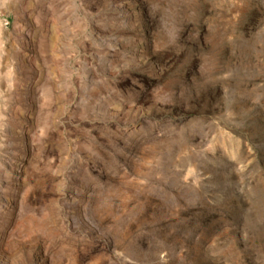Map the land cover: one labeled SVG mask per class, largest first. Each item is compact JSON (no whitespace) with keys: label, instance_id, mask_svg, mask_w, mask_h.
<instances>
[{"label":"rangeland","instance_id":"rangeland-1","mask_svg":"<svg viewBox=\"0 0 264 264\" xmlns=\"http://www.w3.org/2000/svg\"><path fill=\"white\" fill-rule=\"evenodd\" d=\"M0 264H264V0H0Z\"/></svg>","mask_w":264,"mask_h":264}]
</instances>
